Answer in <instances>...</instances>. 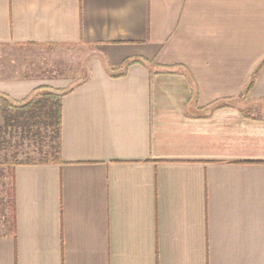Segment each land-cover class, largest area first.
<instances>
[{
    "label": "crops",
    "instance_id": "crops-1",
    "mask_svg": "<svg viewBox=\"0 0 264 264\" xmlns=\"http://www.w3.org/2000/svg\"><path fill=\"white\" fill-rule=\"evenodd\" d=\"M75 44L80 84L24 62ZM40 86L62 162L15 166L0 264H264V0H0V113Z\"/></svg>",
    "mask_w": 264,
    "mask_h": 264
},
{
    "label": "trees",
    "instance_id": "trees-1",
    "mask_svg": "<svg viewBox=\"0 0 264 264\" xmlns=\"http://www.w3.org/2000/svg\"><path fill=\"white\" fill-rule=\"evenodd\" d=\"M145 61L142 58L126 59L120 67L126 69L131 63ZM114 69L117 68L112 69V76L125 73L124 71L115 74ZM260 69L259 66L255 71L253 79L247 86V91L253 86ZM175 71L177 72V70ZM75 86L60 89L40 86L23 100L19 102L7 101L2 107L1 114L4 121L0 125V149L3 148L5 138L10 136L20 143L28 142L32 148L34 146V150L42 154V157H17L15 154L11 156L0 155V176L7 178L6 182L0 184V216H2L4 223L0 237L15 235L16 233L15 166L62 162V100ZM244 114L245 116L250 115L247 112Z\"/></svg>",
    "mask_w": 264,
    "mask_h": 264
},
{
    "label": "rangeland",
    "instance_id": "rangeland-1",
    "mask_svg": "<svg viewBox=\"0 0 264 264\" xmlns=\"http://www.w3.org/2000/svg\"><path fill=\"white\" fill-rule=\"evenodd\" d=\"M24 51V49H23ZM27 56L24 62L28 63L29 72L35 73H59L61 75L72 76L73 84L84 80L90 72L89 66L94 54L92 49L83 45H61V46H27ZM238 105L245 106L253 113H264V108L250 109L244 97L238 98ZM3 117L0 113V125L3 124ZM7 137V136H6ZM8 138V139H7ZM5 138L3 148L0 149L1 156L35 157L40 158L42 154L32 148L28 142L20 143L15 138L8 136ZM2 140V138H1ZM1 147V143H0ZM7 178L0 176V184L6 182ZM3 218L0 216V232H3Z\"/></svg>",
    "mask_w": 264,
    "mask_h": 264
}]
</instances>
